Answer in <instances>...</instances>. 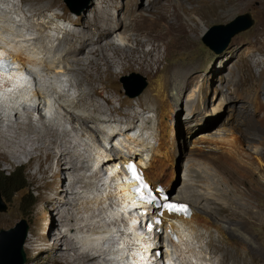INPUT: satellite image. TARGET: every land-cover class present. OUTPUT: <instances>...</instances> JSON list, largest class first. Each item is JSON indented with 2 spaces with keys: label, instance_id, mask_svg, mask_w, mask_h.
I'll use <instances>...</instances> for the list:
<instances>
[{
  "label": "bare ground",
  "instance_id": "obj_1",
  "mask_svg": "<svg viewBox=\"0 0 264 264\" xmlns=\"http://www.w3.org/2000/svg\"><path fill=\"white\" fill-rule=\"evenodd\" d=\"M8 1L12 4L9 11L16 12L19 6L18 3L15 0ZM30 1L42 2L44 0H22L23 3L30 4L28 10L30 13L44 9L42 6L39 8L32 6L33 4ZM170 1L172 0H148L145 6L147 8L159 7L163 12H166ZM67 3L71 7L74 5L72 0ZM99 3L101 5H98L97 2V5L92 10V18L87 16V19L81 22L83 24L81 29L68 30L66 26L62 27L60 24L53 27L52 22H43L40 25L37 24L40 29L37 28V34L33 33L36 35L33 36L30 33V42L19 46L13 45V41L18 39L17 37H15V40L3 37V33L11 31V28L2 25L0 13V37L4 44H0V47L10 49V52L23 65L31 64L35 73L33 76L37 80L39 79L38 82H41L39 91L33 95V100L36 102L33 109L25 106L21 111H5L6 113L4 114L0 106V114L6 118L5 121L0 122V153L20 158L25 153H32L28 145H38L40 147L47 143V138L53 139L68 150H78L79 147L87 148V146L90 148V150L87 149L90 155L83 153L80 157L84 158L89 155L88 161H93L92 168L95 172L89 174V169L84 164V160L73 159L72 156L61 160L60 163L72 171L73 175L70 181L65 175V190L62 188L63 191L46 201L53 209L57 208L59 213L62 210L58 202V194L63 193L67 202L76 201L77 205L83 206L88 213L92 212L93 218L95 217L101 223L97 228L93 227L96 234L89 238L91 244L86 245L90 248H86L84 253L77 254L79 261L75 264H94L99 263L101 260H103L102 264H132V259L138 264H142V261H148L149 264H169L164 258L174 254V252H170L171 250L167 248V255L165 254L163 257L161 250L165 244L179 242L182 234L185 237L186 235L188 236L186 239L182 238V241L184 240L185 244H188L187 246H190L193 240H199L198 243L200 245L195 242V249H198L199 246L200 252H203L209 260H212L216 255H220L219 258L222 264H259L250 260L248 251L244 248L245 246L251 247L253 245L251 237L244 231V226L248 228L264 227V200H262L264 182L257 177L258 173L264 172V166H261L258 172L252 168L249 169L236 164L228 155L216 159L212 153L202 150V146L209 144L207 140L209 138L208 134L213 135L214 129L219 127V130L226 131L227 123L224 122L223 127V124L221 125L217 122L224 116L223 120L227 117H229V121L230 118L238 120L240 126L246 131L253 132L255 135L249 136L252 141L264 135V130L261 128L264 125V98L260 93L263 81L259 80L260 78L255 74L254 66L249 58L253 56L255 60L260 59L259 57L255 58L256 54L254 55V52L256 50L264 53V25L259 26L248 35L247 43L250 49L247 48L241 52L243 57L237 63V68L231 65L232 55L229 57L228 62L225 61L220 65L219 69L218 64L216 63L215 65L213 61L212 65L205 69L207 74L202 73L204 65L199 70H196L194 65L189 62L181 64L176 69L173 89L175 94L179 96L190 91L200 81H202L203 85L201 90H207L212 81L216 80L217 74H222L225 71L228 73L227 87L231 88L232 84L237 87L236 95L226 99L222 98L214 114L205 111L200 99L191 95V99L187 104L192 108L193 121L188 126V130L189 133L196 134L195 145L197 147L193 144L194 149H189L188 157H197L199 161H191L185 164V184L183 189H181L180 186L182 184L177 186L178 184L175 181L178 172L176 154L178 133L176 127H172L170 121H167L169 111L162 93L163 89L168 87L169 75L175 66L171 64L163 69L159 67L156 73L162 77L161 85L159 88L153 86L146 94V97L154 103H162L154 107L159 114L158 124L154 125L155 141L147 139L146 137L149 138L148 134L144 136L143 131L140 133V130L132 135L131 132L138 128L142 129L137 126L136 119L144 116L138 111L132 101L122 96V90L116 86L117 74L114 71V67L115 69L116 65L122 67L121 72L134 68L135 62L143 64L144 68L150 67L154 62L161 61V58L157 56L159 54L158 51L161 50V44L160 42L154 43L150 49H146L148 41H151L150 33H154L155 22L150 20L148 16H142L138 7H131V0H124L122 5H120V0H99ZM221 4H225L227 9L221 13L219 18L228 19L241 7V0H222ZM114 9L122 12L119 15H115L111 12ZM0 11L6 15L9 12L6 9ZM185 13L183 11L182 15ZM172 15L173 13L169 16V26L172 27L173 24L178 27L175 20L171 19ZM66 16L70 17L69 15ZM67 17L64 16V24L72 23L70 20L72 18L70 17L69 19ZM17 23L20 25L24 24L22 21H17ZM30 25H35V22H31ZM50 29H53L51 31L65 29L66 36L55 49V45H52V43L57 38L54 33L49 32ZM112 32H115L117 37L123 35V37H129L132 41L135 40L137 45L132 48L116 45L112 39ZM16 33L19 37L27 34L18 29H16ZM144 34L149 38H141ZM64 42L68 43V46H65ZM24 47L28 49H24ZM84 55L89 57L84 59ZM256 64L262 66V76L264 74V59L256 61ZM110 71L114 72H112L111 76L108 74ZM150 71L155 73L153 69H150ZM66 72L72 73L73 79H66V83H61L60 79H64L62 75H65ZM11 75H15L16 85L20 86L24 82L20 70L14 71ZM34 85L37 87V83ZM58 87V91L51 90ZM124 87L130 89L131 85L125 82ZM74 89H76V97L72 92ZM154 89H158L155 98H153ZM58 94L59 97H57ZM244 97L251 98L252 106L238 103ZM118 102L120 106L117 105ZM52 105H54V111H52ZM29 111H33L30 116L28 114ZM33 117L39 121L38 125ZM46 119L49 123L45 121ZM58 119L60 120L58 121ZM148 121L150 120L148 119ZM209 124L210 126L208 127L207 125ZM38 127H45V131L40 130ZM144 130L146 129L144 128ZM122 134H125V138L121 137ZM132 139L136 142L135 145L132 143ZM213 144L218 145V142H213ZM120 152L125 157L120 155ZM263 154L264 152H262V156ZM128 158L137 159L147 174V176L140 174L141 182L138 184L139 190L136 199L140 203H137L134 207L131 206L130 200L136 179L127 165L134 164L137 173L139 165ZM207 165L215 167L218 171H223L226 177L235 181V184L223 177H219ZM115 169H118V172H115ZM151 173L153 176H151ZM115 174L116 177H114ZM216 178H218V181H215ZM144 180H146L147 185L154 188V191H150L149 187L146 189L143 187L144 183L142 181ZM115 185H118V187H115ZM159 186L165 187L169 192L176 195V198L170 199L188 201L185 202L188 211L182 212V215H179V211H169L166 206L173 204V202L168 197L166 201H158ZM89 187L95 188V192L90 194L95 199L86 198L84 200L80 195V190ZM102 187L105 190L102 197H99L96 192ZM142 189L145 191L142 192ZM180 189L181 192H179ZM140 193L143 195H140ZM196 193H198L197 196H194ZM148 195L152 196L151 201L148 199ZM73 196L77 197L76 200ZM254 197L258 199V204L252 200ZM103 198H107L109 202H104ZM189 201L192 202H190L192 205H190ZM87 202L88 204L90 203L91 207L87 205ZM96 202L99 203L97 206ZM146 203L150 205V209L146 207ZM156 203L162 205V209H156ZM100 205L111 208L116 205L117 218L112 219V212L105 211L106 207ZM62 207L66 214L71 217L72 223L70 224L69 220H67L69 228L59 234V241H61V244H66L65 249L75 250L77 244L75 245L74 239L76 237L78 239L81 235H76L75 237L71 233L76 228L74 223L79 224L81 221L79 215L82 213V209L71 206ZM100 207L101 213L96 210L100 209ZM131 207L133 210L139 209L140 219L144 218L146 220L144 231L142 232L143 240L140 241V248L137 249L140 257H136L130 251L134 246V240L137 239L138 229L135 225L140 224V220H132L130 222L132 231L126 229V221L124 220L127 216V209ZM144 211L148 213V218L143 215ZM154 211L160 213L162 217L155 218L153 216ZM190 211H192V215H190ZM216 214L221 218H226L225 220L229 223L221 222L214 216ZM107 215L109 219H107ZM186 215H190V218L186 219ZM60 219L63 218L59 217ZM152 219L158 221L159 225H152ZM169 221H171V224ZM58 223V217H55L54 227L58 228ZM112 223L113 240L110 239L111 236L107 239L105 235L101 234L104 231L101 225L106 226ZM150 227H156L157 232L151 234ZM188 230L191 231L192 237L188 235ZM122 231H126L128 234L132 233L134 235L133 239L119 238L118 235ZM29 235L30 233L28 237ZM148 235L153 236L154 241L148 242ZM80 239L84 242V238ZM121 239L129 244L114 246V240L118 241ZM100 242L101 245L98 244ZM93 243L98 245L93 246ZM145 243L153 247L151 250H145L150 253V259L142 256L141 247ZM181 244L179 243L178 245ZM80 246L84 248L83 245H79V249ZM119 247H122L123 250H128L129 254L120 253L117 250ZM26 248L38 251L37 240L31 239L30 236ZM104 248L106 251L109 250V253H106ZM188 248L191 249L190 247ZM195 249L193 248L192 250L194 251ZM67 255H69V258L71 257L70 254L67 253ZM118 257L126 260V263L117 262L116 259ZM179 261H181L179 264H187L182 255Z\"/></svg>",
  "mask_w": 264,
  "mask_h": 264
},
{
  "label": "rangeland",
  "instance_id": "obj_2",
  "mask_svg": "<svg viewBox=\"0 0 264 264\" xmlns=\"http://www.w3.org/2000/svg\"><path fill=\"white\" fill-rule=\"evenodd\" d=\"M15 1L19 5L18 10H16V12H10L9 10L11 9L12 4L8 0H0V10L6 9L9 11H7L8 16L4 13L2 14L1 11L0 13L2 16V25L11 28V31H6L3 33V37L11 40H15V37H17L18 39L13 41V45L16 44L17 46L23 43H29L30 33L33 36L36 35L38 33L37 28L40 29L38 25L43 22H52L53 27L60 24L62 27L66 26L68 30L81 29L83 26L81 22L87 19V16L92 18V10L95 8V5H97V2L98 5H101L99 0H72L74 3L73 7H71L65 0H44L42 2L30 1L34 7H44L43 10H35L30 13L28 11L30 4L23 3L22 0ZM147 1L148 0H131V7H138L140 9L139 13L142 16H148L150 20L155 22L154 33H150L151 41H148L146 49H150L154 43L160 42L161 50L158 51L159 54H157V56L161 58V61L154 62L152 66L146 68H144L143 64L135 62L134 68L128 69L126 72H121L122 67L116 65V69L114 67V71L117 74L116 86L122 90V96L127 100L132 101L136 105L138 111L144 116L142 118L136 119L137 126H140L143 130L138 128L137 130L131 132V134L133 135L136 133V131L140 130V133L143 131L144 134H148L149 138L146 137L147 139L155 141L154 125L158 124L157 120L159 114L158 111L154 109V107L157 105L159 106L162 103H154L151 99L146 97V94L152 89L153 86L159 88L161 85L162 77L156 73L159 67L163 69L165 66H169L171 64L175 66V68L172 70V73L169 75L170 81H168V87L163 89L162 93L164 102L166 103L169 111L167 121H170L172 127H176L178 133V147L176 153L178 158V172L175 177V181L178 184L177 186L182 184L180 187L183 189L186 177L185 164L190 163L191 161H199V158L197 157H188L189 149H194L193 144L195 145L196 140V134L192 132L189 133L188 130V126L191 125V121H193L192 108L187 104L191 99V95L200 99L201 105L205 111L210 114H214L217 110V106L222 101V98L226 99L230 96L236 95L237 87L234 84L231 85V88L227 87L228 73L225 71L222 74H217L216 80L212 81V84L207 88V90H201L203 85L202 81H200L199 84H197L190 91L179 96L175 94L173 89V79L175 80L176 77L175 71L181 64L189 62L194 65V69L196 70H199L201 66L204 65L205 67L203 68L202 73L207 74L205 69L209 68L213 61L215 65L216 63L218 64L219 69L220 65H222L225 61L228 62L229 57L232 55L233 60L231 61V65H234V67L237 68V63L240 62L241 57H243L241 52L244 49H250V46L247 43L248 35L259 26L264 25V0H241V7L228 19L219 18L221 13L227 9L225 4H221L222 0H172L169 2L170 4L167 3L169 4V7L168 11L166 12H163V10L159 7L147 8V6H145ZM123 2L124 0H120V5H122ZM67 6H69V8H67ZM183 11L186 13L182 15ZM111 12L115 15H119L122 11L114 9ZM248 12L251 13L255 23L249 29L236 34L232 38L229 46L222 53H215L204 43L203 37L209 32L213 25L228 23L237 15ZM172 13L173 15L171 16V19L175 20V23L178 27L173 24L172 27L169 26V16ZM66 15H69L72 19ZM60 16L69 18L72 23L64 24V21L59 19ZM17 21H22L24 24L20 25L17 23ZM31 22H35V25L31 26ZM16 29L24 32L25 34L27 33L26 36H17ZM51 30L53 29H50L49 32L54 33L57 38V40L52 43V45H55V49L59 46L60 42L63 41L66 33L65 29L57 31ZM39 32L41 33L40 30ZM112 36L113 42L116 45L129 48L135 47L137 45V42L135 40H130L129 37H123V35L117 37L115 32H112ZM141 38L148 39L149 37L145 36L144 34L141 36ZM0 44L4 45L1 37ZM64 45L68 46V43L64 42ZM24 49L28 48L24 47ZM54 49L53 51L55 52ZM255 54V58L259 57L260 59L255 60L253 56H250L249 58L254 66L255 74L260 78L259 80L263 81V87L260 93L264 98V74L261 76L262 66L256 64V61H262L264 59V53L256 50L254 52V55ZM88 57V55H84V59H87ZM25 67L27 66L25 65ZM142 68L146 70H143ZM150 69H153L155 73L151 72ZM112 72L113 71H110L108 74L111 76V74L114 73ZM63 77H67V79H73L72 73L68 72H66L65 75L63 74ZM125 82L131 85L130 89L124 87ZM144 84H146V87L141 93L136 96H131L132 93L135 94ZM51 90L58 91L59 87ZM72 92L76 97V89H74ZM157 92L158 89L153 90V98H155ZM57 97H59V94ZM238 103H244L247 106H252L250 97H244L242 100H239ZM0 104H2L0 105L2 107V112L4 114L8 112V106L5 105V102H0ZM117 105L120 106V103L118 102ZM21 110H23V108L18 111ZM28 114L29 116L30 114L32 115L33 111H29ZM2 116L3 115L0 114V122L5 121L6 119ZM224 117L220 118V120L217 122L221 125L224 122L227 123L226 131L219 130V127L214 129L213 132H215L213 135L208 134L210 138L207 139L209 144H204L202 146V150L212 153L216 159H220L222 156L228 155L236 164L245 166L249 169L252 168L259 172L260 167L264 166V154L262 156V152H264V135L259 136L257 140L252 141L249 139V136L252 137L255 135L253 132L246 131L242 126H240L238 120L236 121L235 119L230 118L229 121V117L223 120ZM148 119L150 121H148ZM59 120L60 119H58V121ZM34 121L38 125L39 121L36 118H34ZM45 121L49 123L47 119ZM207 126L209 127L210 124ZM38 128L42 131H45V127ZM144 128L146 130H144ZM261 128L264 130V125H262ZM121 137L125 138V134H122ZM213 142H218V145H214ZM132 143L134 145L136 144L134 140ZM28 147L32 153H25L20 158L0 153V173L10 175L13 171H19L24 178L23 184L25 185V188L16 193L14 196L11 194L10 190H8V193L6 191L5 203L7 205V210L0 212V230L12 228L21 220H26L29 225L30 233L28 240L26 239L27 242H25L26 246L31 236V239L37 240L39 250L33 251L29 248H26L24 244L23 248L27 255L25 264H75L77 261H79L77 254L84 253L86 248H90L86 245L91 244L89 238L96 234L93 227L95 226L97 228L101 223L95 217L93 218L92 212L88 213L83 208V206L79 204L77 205L76 201H70V203L67 202L63 193L60 195L58 194V202L61 207L60 209L62 210L59 213L57 208L53 209L50 204L46 203V201L55 197L57 193H60V191H63L62 188L65 190V175L68 178V181H70L71 176L73 175L72 171L68 170L63 166V164L60 163L61 160H65L68 156H72L73 159L84 160V164L89 169V174L95 172L92 168V165L94 164L93 161H91L92 163L88 161L90 154L88 153L87 149L90 150V148L87 146V148L79 147L78 150H68L50 138H47V143L40 147L38 145H28ZM195 147L197 146L195 145ZM121 151L124 153L123 150ZM122 152H120V155L125 157ZM83 153L89 155L81 158L80 155H83ZM207 166H209V169L213 170L214 173L219 177H223L232 182V184H235V181L229 177H226L223 171H218L211 165ZM151 176H153L152 173ZM257 177L259 180L264 182V172L258 173ZM215 181H218V178H216ZM94 189L95 188L91 187L81 189L80 195L84 200L86 198H91V200H93L95 197H91L90 194L94 193ZM181 189L179 192H181ZM32 190L35 192L31 197L30 193ZM197 194L198 193H196V195L194 194V196H197ZM73 197L76 200L77 197ZM262 197V200H264V194ZM252 200L258 204L257 198L254 197ZM190 202L191 201H189V203ZM95 204L97 206L99 203L96 202ZM87 205L91 207L90 203L88 204V202ZM62 206H71L82 209V213L79 215L81 221L79 224L74 223L76 228H74V232L71 233V235L75 237L78 232L82 233L81 237H78V239L76 237L74 239L75 245L77 244V248H75V250L65 249L66 244H61V241H59V234L61 232L67 231L69 228V225H67V220H69L70 224L72 223L71 217L66 214ZM96 210L100 213L102 212L101 207L100 209ZM214 216H216L221 222L226 224L229 223L224 217L221 218L217 216V214ZM55 217H58V228L54 227ZM59 217H62L63 219L59 220ZM101 226L103 227V225ZM244 229L247 235L251 237L250 239L253 242L251 247H244L248 251L250 260L259 264H264V227L258 226L248 228L244 226ZM190 232L191 231L188 232V235L192 237V233ZM187 237V235L185 237V235L182 234L181 240L177 243H174L176 245L171 244V246H167V248L174 252L176 258L180 256L177 259L178 261L182 255V257L185 258L187 264H222L221 259L219 258L220 255H216L212 260H209L205 254H203V252H200L201 249L199 246L198 249H195L196 244L200 245V243H198L199 240L197 241V239H195V241L193 240L191 242L190 246H187L188 244L186 245L184 240L182 241V238L186 239ZM80 238H84V242H82ZM179 243L182 244L178 245ZM98 244L101 245V242ZM79 245H83L84 248L80 246L79 249ZM97 245L93 243V246ZM167 248L164 251H166ZM193 248L195 249L194 251L192 250ZM67 253L70 254V258ZM102 262L103 260L94 264H102Z\"/></svg>",
  "mask_w": 264,
  "mask_h": 264
},
{
  "label": "clouds",
  "instance_id": "obj_3",
  "mask_svg": "<svg viewBox=\"0 0 264 264\" xmlns=\"http://www.w3.org/2000/svg\"><path fill=\"white\" fill-rule=\"evenodd\" d=\"M59 19H61L63 21L64 17L60 16ZM0 51H2V53H0V102H5V105L8 106V110L7 111H15V110H20L25 106H28L30 109H33V107H35L36 102H34L33 100V95L36 94L35 92L39 91V88L41 86V82H38V80L33 76L34 73V69L33 66L31 64H26L23 65L20 61H18L15 56L12 54V52H10L11 50L8 48H3L0 47ZM20 70L21 71V75L23 77V83L18 86L15 84V75H11L14 71ZM62 75V74H61ZM63 77V75H62ZM60 79V76H59ZM66 79L67 77L64 79H60L61 83H66ZM35 83H37V87H35ZM44 91V90H43ZM52 111H54V105H52ZM52 111H50V113H52ZM144 136H147L146 134H144ZM104 157H106L104 155ZM129 160H131L132 162H135L136 164L139 165V169H138V174H144L145 176H147L146 172H144V168L142 167V165L139 163V161L135 158H128ZM115 172H118V169H115ZM102 177H104V175H102ZM114 177H116V174L114 175ZM144 179H146V177H144ZM141 182V180H136V184H134V191L133 194L131 195V200H130V204L131 206H136L137 203H140V201H136L137 197H138V190H139V183ZM142 183L146 184V180L142 181ZM153 184V183H152ZM115 187H118V185H115ZM150 191H154V188L150 185H148ZM97 188V187H96ZM128 189H130V187H128ZM105 188L102 187L101 189H98L97 195L99 197H102L103 193H104ZM145 190L142 189V192H144ZM95 192V191H94ZM108 193H110V191H108ZM122 195H124V193H122ZM140 195H143L142 193H140ZM2 196V195H1ZM158 201H166L167 197L170 198H176V195L173 194L172 192H169L165 187L163 186H159L158 188ZM148 199L151 201L152 200V196L148 195ZM104 202L109 200L107 198H103ZM170 201L173 202V204H175L177 207L179 206H186L185 201H179V200H175V199H170ZM120 203H122V201H120ZM190 205H192L190 203ZM106 207L105 211H111L112 212V219H116V205H114L113 208L109 207V206H103ZM109 207V208H107ZM146 207L148 209H150V205L148 203H146ZM156 209H162V205H158V203H156ZM127 216L125 217V221H126V229H129L130 231H132V229L130 228V222L132 220H140V224H136L135 227L138 229V233L136 234L137 239L134 240V246L131 248V252L136 256V257H140L139 252L137 251V249L140 248V241L143 240V235L142 232L144 231V224L146 223V220L144 218L140 219V210L139 209H135L133 210V208H128L127 211ZM131 214H133L131 216ZM143 215L148 218L149 215L146 211L143 212ZM179 215H182V212H179ZM190 215H192V211H190ZM190 215H186V219L190 218ZM153 216L155 218L158 217H162V215L156 211L153 212ZM107 219H109V216H106ZM171 224V221H169ZM124 224V225H125ZM123 225V227H124ZM152 225L156 226L159 225V222L157 223L156 220L152 219ZM113 223L111 225H106L103 226V231L101 234L105 235L108 238H110L111 236V240H113L112 236L114 234L113 230ZM150 233H156L157 229L156 227H150ZM77 235H81L82 233H78ZM172 235H174V233H172ZM182 236V235H181ZM119 238H130L133 239L134 235L132 233L128 234L126 231H122L120 232V234L118 235ZM147 241H154V237L148 235L147 236ZM114 246H118V245H128L129 243H127L126 241H124L123 239L121 240H114ZM171 244L173 243H168L165 244V246H163L162 250H161V254L164 257L165 254L167 253L166 251H164L167 246H171ZM152 245L145 243L144 246L141 247V251L142 252V256L145 258L150 259L151 255L150 253L146 252L145 250L147 249H152ZM105 250V248H104ZM120 253H125L126 255H128L129 251L128 250H123L122 247H119L117 249ZM106 253H109V250L106 251ZM172 252V251H170ZM167 255V254H166ZM112 259H114V257H112ZM112 259H110V261H112ZM166 261L169 262V264H179V261L177 260V258L175 257V254H171L170 256H167L166 258H164ZM174 260V261H173ZM117 262H123L126 263V260L118 257L116 259ZM132 264H138L134 261V259H132ZM142 264H149L148 261H142Z\"/></svg>",
  "mask_w": 264,
  "mask_h": 264
},
{
  "label": "water",
  "instance_id": "obj_4",
  "mask_svg": "<svg viewBox=\"0 0 264 264\" xmlns=\"http://www.w3.org/2000/svg\"><path fill=\"white\" fill-rule=\"evenodd\" d=\"M254 23L251 13L239 14L228 23L213 25L203 37V41L216 53H222L236 34L249 29ZM145 87L146 84L142 85L131 96L138 95ZM6 210L7 205L2 199L0 190V212ZM28 233L29 225L26 220H21L12 228L0 230V264H25L27 255L23 247Z\"/></svg>",
  "mask_w": 264,
  "mask_h": 264
},
{
  "label": "trees",
  "instance_id": "obj_5",
  "mask_svg": "<svg viewBox=\"0 0 264 264\" xmlns=\"http://www.w3.org/2000/svg\"><path fill=\"white\" fill-rule=\"evenodd\" d=\"M69 8V6H68ZM24 178L20 174L19 171H13L11 172L10 175H5L0 173V190H1V195L3 198V201L5 202V193L8 190L11 191V194L13 196L23 190L25 188V185L23 184ZM34 190L31 191L30 196L32 197L34 194Z\"/></svg>",
  "mask_w": 264,
  "mask_h": 264
},
{
  "label": "snow or ice",
  "instance_id": "obj_6",
  "mask_svg": "<svg viewBox=\"0 0 264 264\" xmlns=\"http://www.w3.org/2000/svg\"><path fill=\"white\" fill-rule=\"evenodd\" d=\"M127 167L131 170L133 177L136 180H138V181L141 180V176L136 172V168H135L134 164H129V165H127ZM143 187L146 189L148 187V185L144 184ZM166 207L169 211H179V212H187L188 211L187 206L177 207L175 204H168ZM157 223H158V221H157ZM149 230H151V229H149Z\"/></svg>",
  "mask_w": 264,
  "mask_h": 264
}]
</instances>
